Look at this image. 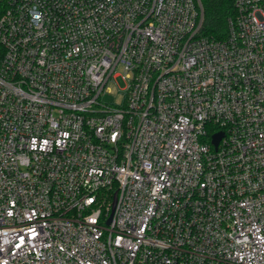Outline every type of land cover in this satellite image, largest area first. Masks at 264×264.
I'll list each match as a JSON object with an SVG mask.
<instances>
[{
	"label": "built area",
	"instance_id": "built-area-1",
	"mask_svg": "<svg viewBox=\"0 0 264 264\" xmlns=\"http://www.w3.org/2000/svg\"><path fill=\"white\" fill-rule=\"evenodd\" d=\"M235 6L217 40L200 0H0V264H264V0Z\"/></svg>",
	"mask_w": 264,
	"mask_h": 264
},
{
	"label": "trees",
	"instance_id": "trees-1",
	"mask_svg": "<svg viewBox=\"0 0 264 264\" xmlns=\"http://www.w3.org/2000/svg\"><path fill=\"white\" fill-rule=\"evenodd\" d=\"M203 8L201 32L212 39H226L229 21L237 12L235 0H200Z\"/></svg>",
	"mask_w": 264,
	"mask_h": 264
},
{
	"label": "rangeland",
	"instance_id": "rangeland-1",
	"mask_svg": "<svg viewBox=\"0 0 264 264\" xmlns=\"http://www.w3.org/2000/svg\"><path fill=\"white\" fill-rule=\"evenodd\" d=\"M120 72V70H118ZM111 93L107 94L106 99L111 101L114 105H122L125 100V91L127 85L123 81L122 77H118L109 83Z\"/></svg>",
	"mask_w": 264,
	"mask_h": 264
},
{
	"label": "water",
	"instance_id": "water-1",
	"mask_svg": "<svg viewBox=\"0 0 264 264\" xmlns=\"http://www.w3.org/2000/svg\"><path fill=\"white\" fill-rule=\"evenodd\" d=\"M222 137H223V132L216 133L213 136V143L217 146L219 144V142H220Z\"/></svg>",
	"mask_w": 264,
	"mask_h": 264
}]
</instances>
